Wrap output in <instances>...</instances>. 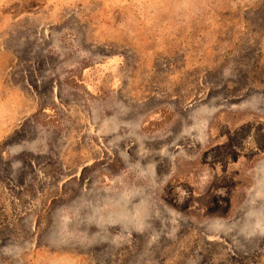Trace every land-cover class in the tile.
<instances>
[{"label": "rangeland", "instance_id": "obj_1", "mask_svg": "<svg viewBox=\"0 0 264 264\" xmlns=\"http://www.w3.org/2000/svg\"><path fill=\"white\" fill-rule=\"evenodd\" d=\"M0 264H264V0H0Z\"/></svg>", "mask_w": 264, "mask_h": 264}]
</instances>
